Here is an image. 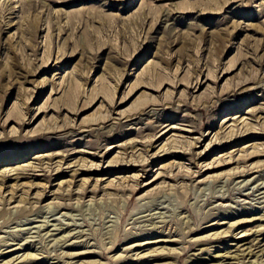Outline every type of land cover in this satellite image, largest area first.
<instances>
[{"label":"rangeland","instance_id":"obj_1","mask_svg":"<svg viewBox=\"0 0 264 264\" xmlns=\"http://www.w3.org/2000/svg\"><path fill=\"white\" fill-rule=\"evenodd\" d=\"M239 262L264 264V0H0V264Z\"/></svg>","mask_w":264,"mask_h":264},{"label":"bare ground","instance_id":"obj_2","mask_svg":"<svg viewBox=\"0 0 264 264\" xmlns=\"http://www.w3.org/2000/svg\"><path fill=\"white\" fill-rule=\"evenodd\" d=\"M242 241H244V240H242ZM159 243V242H158ZM155 244H157V243H155ZM236 246H238V245H236ZM140 247V246H139ZM252 256H253V252L250 250L249 252H247V253H245V254H243V261H245V260H248V259H251L252 258ZM226 261V260H225ZM248 261H250V260H248ZM21 263V262H20ZM256 263H258V262H256ZM255 263V264H256ZM260 263H262L261 261H260ZM6 264V263H5ZM11 264H13V263H11ZM220 264V263H219ZM237 264H240V262L239 263H237ZM245 264V263H244ZM254 264V263H253Z\"/></svg>","mask_w":264,"mask_h":264}]
</instances>
